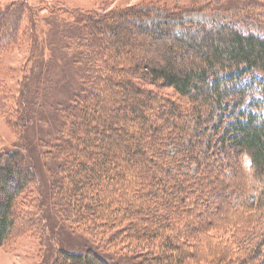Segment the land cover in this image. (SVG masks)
I'll list each match as a JSON object with an SVG mask.
<instances>
[{
	"label": "trees",
	"instance_id": "obj_1",
	"mask_svg": "<svg viewBox=\"0 0 264 264\" xmlns=\"http://www.w3.org/2000/svg\"><path fill=\"white\" fill-rule=\"evenodd\" d=\"M259 2L257 14L245 15L264 21ZM140 6L54 5L48 22L75 81L52 80L48 65L32 96L0 93V112L17 137L0 152V248L17 234L43 236L49 205L62 228L89 238L76 252L58 250L51 264H264V116L251 113L264 110V33L224 21L178 34L166 23H138ZM43 9L22 0L0 10V61L9 49L31 45ZM126 18L139 34L164 36L199 63L184 69L168 55L140 67L131 53L144 48L127 37ZM37 117L55 132L41 137L33 157L26 135ZM182 163L201 178L180 175ZM215 197L213 212L197 210ZM223 206L233 219L216 217Z\"/></svg>",
	"mask_w": 264,
	"mask_h": 264
},
{
	"label": "rangeland",
	"instance_id": "obj_2",
	"mask_svg": "<svg viewBox=\"0 0 264 264\" xmlns=\"http://www.w3.org/2000/svg\"><path fill=\"white\" fill-rule=\"evenodd\" d=\"M16 1L22 0H0V10L5 9L9 3ZM25 2L35 9L41 4L44 9L41 10V13L37 16L38 21L34 28L35 37L31 42V45L22 43L19 46L9 49L0 61V93H6V95L8 94L11 99L21 95L22 91H25L26 94H31L32 96L36 90L34 87L35 80L40 79V75L44 72L45 67L48 65H51L48 73L52 80L62 83H73L75 81V78H73L74 80L71 78L72 73L63 66L64 60L62 58L64 56L61 58L60 55L62 54H60V52H65V48H63L60 43L56 42L53 38V32L55 31L48 22L51 19V14L54 12L51 8L56 4H61L64 9L69 10H96L100 8L101 12H107L112 8H130L141 4L143 6H140L139 9L145 13V16L142 20H137L138 23L147 26L166 23L168 25H172L174 27V31L178 34L183 33L184 29L191 24L203 23L207 25H214L224 21H231L234 23L245 22L248 25V30L254 32L258 30V33H264V21L261 18L250 19L251 15H245V12L247 13L248 9H252V16L255 11L256 14L258 13L260 10L258 8L259 6H256L260 4V2L257 3L258 0H25ZM59 12L60 11H58V15H60ZM66 19L67 18H65L63 22H66ZM127 20L128 19L126 18L124 25L128 31L127 37L134 44V46H132L134 48H144L141 53L139 52V48V50L134 49L131 53H136L131 55V59L139 61L142 64L140 67L161 63V59L168 55L173 56L174 61L177 62L176 65L180 64L179 66L184 69L190 67L191 64L196 65L199 63V56H195L193 53L190 54L188 52L181 53L179 49L175 48L173 42L164 36L156 39L146 38L143 34H139L137 30L133 28L130 20ZM124 47L125 44L121 49L123 52L126 50ZM131 61L132 60L129 59L130 64ZM53 63H56L57 65L55 72L50 70V68L52 69ZM137 71L140 72L139 70ZM134 73L136 72L129 70V74L135 75ZM46 79L47 78L45 77V80ZM249 83L250 80H246L243 82V85H247ZM148 89L167 98L176 97L169 89L158 90L151 86ZM41 106L42 114H47V111L44 110V104ZM251 113L253 115L264 116V110L260 113ZM145 114L149 119L151 118L150 110L146 109ZM6 115L9 121L14 119V115H12V113L7 112ZM5 119L4 113L0 112V152L14 146L17 142V137L14 131L7 125ZM30 127L31 130L27 132L26 137L31 141L32 146H35L32 150L34 154L31 156L37 157V155H40L38 147L39 140H41V137L43 136L46 137L54 134L55 127L50 124V120H48V118L43 121L40 117L34 119ZM188 132L191 134L192 131L188 129ZM28 142L29 141L26 140L27 145ZM167 151L170 153L173 152L170 144L167 145ZM179 153H182V149ZM177 157L178 156H176V158ZM230 163L235 164L236 160L232 159ZM178 170L180 171V175H189L197 179L201 178L199 177L197 169L194 165H184L182 163L179 165ZM202 180V182L205 181V179ZM200 181L201 180L198 181V184H200ZM47 184H49L48 180L44 178L42 186L46 188ZM227 195L229 196L230 194L228 193ZM237 195L238 194H231L230 196H232L233 200H236L238 197ZM204 199L205 203L197 208V210H201L200 212H209L212 210L213 212L214 210L212 209V206L217 203L216 197L214 200H210V198ZM218 204L222 205L221 201ZM44 209L48 219L47 229L45 230L44 235L42 236L39 231H29L24 234L15 235L4 247L0 248V264H51L56 257L58 250L76 252L78 251L77 247L82 248L86 242H89V238L74 236L62 228L63 226L53 217V214L49 209V205H45ZM225 212L229 214L226 215L224 214ZM215 215L216 217L225 216L226 219H233L235 217V215L233 217L232 212H228V208L225 206L220 208V212H215ZM255 231L256 230H253L252 233ZM238 242H240V240ZM250 245L253 246V248L255 246L254 242H251Z\"/></svg>",
	"mask_w": 264,
	"mask_h": 264
}]
</instances>
